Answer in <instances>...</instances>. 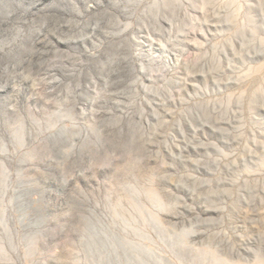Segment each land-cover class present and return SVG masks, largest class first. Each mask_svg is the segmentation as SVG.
Instances as JSON below:
<instances>
[{
	"label": "rangeland",
	"instance_id": "374dc122",
	"mask_svg": "<svg viewBox=\"0 0 264 264\" xmlns=\"http://www.w3.org/2000/svg\"><path fill=\"white\" fill-rule=\"evenodd\" d=\"M0 264H264V0H0Z\"/></svg>",
	"mask_w": 264,
	"mask_h": 264
}]
</instances>
